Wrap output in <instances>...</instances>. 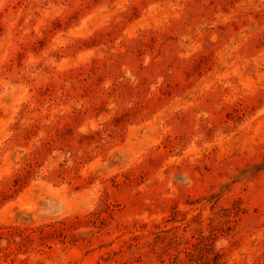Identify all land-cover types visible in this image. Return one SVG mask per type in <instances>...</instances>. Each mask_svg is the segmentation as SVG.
I'll return each instance as SVG.
<instances>
[{
	"label": "rangeland",
	"instance_id": "1",
	"mask_svg": "<svg viewBox=\"0 0 264 264\" xmlns=\"http://www.w3.org/2000/svg\"><path fill=\"white\" fill-rule=\"evenodd\" d=\"M0 264H264V0H0Z\"/></svg>",
	"mask_w": 264,
	"mask_h": 264
}]
</instances>
